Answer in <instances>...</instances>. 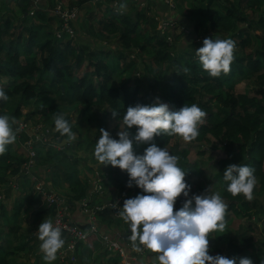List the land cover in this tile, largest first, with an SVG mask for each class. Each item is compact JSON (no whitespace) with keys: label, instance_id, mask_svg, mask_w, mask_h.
Returning <instances> with one entry per match:
<instances>
[{"label":"trees","instance_id":"obj_1","mask_svg":"<svg viewBox=\"0 0 264 264\" xmlns=\"http://www.w3.org/2000/svg\"><path fill=\"white\" fill-rule=\"evenodd\" d=\"M56 1L61 2L64 8L66 4L70 10H78L87 3L95 6V0ZM103 2L97 3L98 12L106 18L98 15V27L89 19L76 16L69 23L73 30L71 35L62 29L60 19L48 11L52 0H0V88L9 96L7 102H0V109L7 103L17 119L31 102L39 104L46 95L52 99L49 107L38 105L36 113L31 112L45 122L40 123L38 131L43 134L47 147L40 148V144H33L32 147L36 160L33 166L36 169H32L38 174V179L54 192L58 187H65V191L57 190V195L71 205L82 203L85 199L88 207H93L94 192L101 193L98 198L104 196L110 199L112 195L115 198L125 193L126 196L118 202L122 207L125 199L135 197L141 190L126 186L129 179L126 171L100 166L93 158L99 129L103 128L113 138H118L119 117L114 118L109 110H117L122 117L129 106L150 104L157 98L172 110L196 103L207 115L199 126L200 135L190 144L198 147L197 154L209 156L208 163L197 165L196 162H189V150L181 148L182 140L178 137L160 135L153 142L180 157V166L189 171L185 179L192 185L190 195L201 194L205 182L222 184V197L228 205L225 217L227 228L223 233L210 236H216L209 241L212 252L227 258L246 257L252 259L253 264H262L264 0H177L174 8L162 1L173 15L161 12V24L154 20L160 15L156 12L160 3L155 0H146L147 5L143 6L133 2V7L123 14L118 11L121 0ZM169 21H175L181 27L180 34L174 33L173 41H169L168 35L161 30ZM200 25L216 35L200 33ZM188 29L193 38L186 42L187 38L182 36L185 35L183 30ZM255 30H260V33H253ZM212 37L231 38L236 42L231 70L218 78L210 77L203 71L194 54L195 49L203 46L205 38ZM143 55L146 57L142 58ZM181 65L190 71L187 74L177 73ZM114 76L118 77V86L113 84ZM252 81L255 86L251 94L246 88ZM52 88L58 96H53ZM64 102L80 114L77 126L73 117L65 115L77 139L72 144L63 145L62 151H53L47 145L48 140L67 141L54 130L52 120L63 108ZM93 128L96 130L94 136L91 134ZM17 131L27 138L26 131ZM130 131L134 133L135 126ZM85 133L86 137L83 136ZM23 141L17 137L15 143L8 146V151L0 156V188L10 186L15 178L24 174L22 166L31 157L19 150L18 146ZM146 147L148 145L137 146V154H143ZM81 151L85 154L81 155ZM233 164H247L255 169L258 183L253 200L244 199L242 194L232 197L227 193L222 180L223 171ZM198 167L204 169L203 177L198 184H194L190 180L192 168ZM92 175L98 178L96 184L88 181ZM31 183V188L21 187V183L17 186L20 198L13 201L12 214H8L0 199V239L4 237V241L0 242V264H17L14 260L16 250H26L30 234L38 229L43 219L54 214V208L46 204ZM101 185L107 188L103 189ZM94 186L96 189L99 187L100 192L94 190ZM91 187L93 191L89 192ZM1 194L3 190H0ZM184 200L183 195L177 198L174 211L182 207ZM35 208L37 211L28 225L23 227L19 220L16 221L20 217L27 222L29 211H35ZM118 210L106 206L97 210L95 215L101 224L116 229L123 223ZM242 219H250L251 222L243 224ZM71 222L82 229H89L90 226ZM122 231L126 236L130 235L127 225ZM62 235L67 242L68 234L62 231ZM18 239L22 242L13 246ZM224 242L226 253H221L218 247ZM215 246L216 249H213ZM79 255L84 263L77 261ZM74 256L77 257L75 264H122L119 253L106 247L99 230L86 243L77 242ZM146 256L155 257L149 251H146ZM142 260L143 264H151L146 261L147 257Z\"/></svg>","mask_w":264,"mask_h":264},{"label":"clouds","instance_id":"obj_2","mask_svg":"<svg viewBox=\"0 0 264 264\" xmlns=\"http://www.w3.org/2000/svg\"><path fill=\"white\" fill-rule=\"evenodd\" d=\"M127 7L128 0H121L118 11L123 14ZM202 44L194 53L202 70L213 78L227 75L234 60L236 42L231 38L212 37L205 38ZM189 71L183 65L176 70L179 74ZM8 100L9 96L0 88V102ZM109 111L114 118L119 117L118 138L99 129L93 158L100 166L126 171L129 177L126 186L141 190L135 197L125 199L122 207L112 203V208L119 209V217L128 226L132 249L137 253L156 254L154 259L158 264H253L252 259L246 257L209 254V241L216 237L210 236L223 233L227 228L228 205L220 190L213 191V185L203 194L190 195L192 185L185 179L189 171L180 166V157L153 142L160 135L178 137L185 143L195 141L207 113L196 103L172 110L158 98L150 104L129 106L122 117L117 110ZM16 123L9 115H0V156L16 141ZM54 130L69 143L77 139L72 124L62 112L54 117ZM139 145H148L143 154L136 152ZM222 180L232 197L242 194L248 201L254 199L258 183L254 168L247 164L229 165L223 171ZM181 195L184 203L174 211ZM36 235L45 264H54L66 242L61 227L52 219H43Z\"/></svg>","mask_w":264,"mask_h":264},{"label":"rangeland","instance_id":"obj_3","mask_svg":"<svg viewBox=\"0 0 264 264\" xmlns=\"http://www.w3.org/2000/svg\"><path fill=\"white\" fill-rule=\"evenodd\" d=\"M52 1H53V4L50 7V9H48V11L51 12L50 14L54 13L55 9L57 10L56 7L58 5H61L63 7V4L61 2H59V1L57 2L56 0H52ZM176 1L177 0H175V3H176ZM70 2H77V0H68L67 1V3H70ZM97 3L102 4L104 2H103V0H95V6H94V4L90 5V3H87V4H85V6L79 7V9L77 10V16H80L84 20L89 19L91 22L94 23L95 27H98V24H99V23H97L98 21H97L96 18H98V15H99V17L102 16V14H99V12H98ZM64 6H65V8L67 10L68 9L67 5L65 4ZM100 7L103 8V6H100ZM132 7H133L132 0H128V7H127V9L125 11L130 10ZM262 8H264V4L262 5ZM68 10H70V9H68ZM92 17H93V19H92ZM102 17H104L103 19H105L106 15H103ZM154 20L157 21V22L159 21L158 24L162 23V20H160L159 16L155 17ZM167 23H169V24L166 27L162 28L161 30H162L163 34L166 33L168 35L167 39L169 41H173L175 39L174 38V33L175 34H180L181 27H179L178 24L175 23V21H169ZM243 27H245V26H243ZM198 30H199L200 33L205 32V33H209L211 35L215 34L214 31L213 32H209L208 29H206L205 27H203L201 25L199 26ZM183 31H184L185 35L182 36V38H184V37L187 38V40H186V42H187V41H189L191 39L192 35H191V33H189L190 32L189 29L188 30H183ZM253 33H260V30H255V31H253ZM112 39L114 40L115 36H113ZM197 41H199V40H197ZM104 43H106V42H104ZM178 45L181 46L182 45V41H181V43L179 42ZM145 57H146V55H143L142 58H145ZM147 60H148V58H147ZM254 83H255L254 81L250 82V85L247 86V88H246L247 92L251 91L250 93L252 94V91L254 90V86H255ZM113 84L116 85V86L119 85L117 76H114ZM52 91L54 92L53 96H55V95L58 96V94L55 92L54 88H52ZM51 103H52V99L49 96H47V95L41 100V103H39V104L31 102L30 105L27 108H23L22 115L19 118H17V119L15 117H13V109L11 107H9V105H7V103H5L4 106L0 109V114H2V115L3 114H7V115H9L10 118H14L16 120L17 123H16V125H14L15 129L17 128V124L20 123L19 130H22V128H23L22 124H25L27 122L28 125L24 129V131L27 132V133L25 132V136L27 138L24 137L23 133H18V131H16V135H17V137H19V139L21 141L24 139V141L18 146L19 150L22 151V153H24L25 156L31 154V157H32L31 161L32 162L34 161V158H33L34 157L33 156L34 152H32V151H34L33 148H32L33 144H40L39 145L40 148L44 146L43 149H45L47 146H45L46 143L44 141H46V140L43 138V134L40 131H38L39 126H41L40 123H45V122L43 121V118H39L38 115L35 116L34 114H31V112L34 111L36 113L35 109H36V107L38 105H43V106L49 107V105ZM65 104L66 103L64 102V104L62 105L63 108L60 109L58 112H62L65 115L73 117V120H74L73 123L77 126L78 125L77 117H79L80 114L77 113V111H73L74 107H70V106H67ZM52 120H54V117L52 118ZM112 127H113V125H111L109 128L111 129ZM94 129L95 128H93V131L91 133L92 136H94L95 135L94 132H96V130H94ZM83 136L86 137V133ZM90 139H92V138H90ZM48 143H50V144H48ZM72 143H74V141L71 142V143L66 141L64 143V142H59V141H57L55 139V141L54 140H48L47 145H50V147H52L53 151H62L63 145H68V144H72ZM180 146H181V148H188V150H189L188 161L189 162H191V163L196 162L197 165H199L200 162H202V164H203V162L205 164L209 162V159H210L209 156L208 155L203 156V155L197 154L198 147L193 146V144L185 143V142L182 141V142H180ZM80 153H81V155L85 154L82 151ZM35 162H36V160L33 162V165L31 163H29L27 165L23 164L22 170H24V174L21 175L18 179L15 178V182L10 184V186L8 185L7 187H1L0 188V190H3V194L0 195V199H2L1 201L4 204L5 210H8V214L9 215L12 214L13 201L15 200V198H20V196H19L20 193H19V189L17 190V186L21 183V187L25 185L26 187L29 186V188H31L30 187L32 185L31 182H33V186H35V184H37L38 182H42L41 180L38 179V174L35 173V171L32 169V168L36 169V167H33L35 165ZM79 166L81 167L82 165L79 164ZM94 167L96 168L97 165H95ZM203 170L204 169L202 167L201 168L198 167V168H194V169L192 168L193 174H192V176L190 178L192 183H194V184H198L199 183L200 178L203 177V174H202ZM26 179H29V181L28 182L24 181ZM97 179L98 178L96 176L92 175L90 178H88V181L89 182H93V183L96 184L97 183ZM201 180H204V179H201ZM212 185H213V191L220 190L221 195H222L223 188H222V184L219 183V182L216 183V184H210V182H205L204 191L200 192V193L203 194L205 192V190L208 189L209 187H211ZM101 186H102L103 189L107 188L106 185H101ZM97 189L94 186V190L100 192L99 187ZM57 190L65 191V187L61 186V187H58V189H55L56 193L59 194V192H57ZM100 195H101V193H96V192L93 193V196L96 197V199ZM125 196H126L125 193L116 195L115 198H114V195H112L111 199L108 198V197L102 196V197L98 198L99 203H97L96 200H92V203H93L92 206L97 208V207H106V206L111 205V207H112V203H118L119 201H122L123 197H125ZM93 207H89V208L94 209ZM39 208L41 209L42 207H39ZM108 209L111 210L110 208H108ZM36 211H37V208H35V211H33V210L29 211V214H28L29 217L27 218L29 220H27V222H24L23 220H21L20 217L16 221L19 220L22 223L23 227H24L25 224L28 225L29 221H31L33 219V216H34ZM20 216L23 218L22 214ZM48 219H52V216H51V218L48 217ZM10 220H12V219H10ZM249 222H251L250 219H242V223L243 224H248ZM123 223L118 225V228H120L121 230L126 229V224L125 223L123 224ZM260 223H262V222H260ZM35 233H36V230L33 231L30 234V236H31V237H29V239H30L29 243L30 244H29V247L26 250H16V255H15L14 260L16 261L17 264H43V263L45 264V261L43 260V253L40 251V248H39L40 241L38 240L37 235H34ZM3 241H4V237H2L0 239V242H3ZM21 242L22 241L20 239L15 240L14 243H13V246L19 245ZM218 248H219L218 250H220L221 253H226L225 242L221 243ZM213 249H216V246L213 247ZM250 251L253 253V250H250ZM61 252H62V255H61ZM73 254L74 253H72V251L69 248H66V246L63 247V249L58 252L57 260L54 262V264H70V263L72 264V263H75L77 257H75ZM209 254L210 255H216V252H212V250H210ZM142 255H145V257L148 258V263L158 264V262L154 259V256H153V258L151 256H146V253H144ZM154 255H156V254H154ZM72 256L75 257L74 261L71 260ZM127 259H128V255L125 252V256L124 257H122V256L120 257V262L122 264H125ZM82 260L83 259L79 255V257L77 258V261H80L81 263H84Z\"/></svg>","mask_w":264,"mask_h":264},{"label":"built area","instance_id":"obj_4","mask_svg":"<svg viewBox=\"0 0 264 264\" xmlns=\"http://www.w3.org/2000/svg\"><path fill=\"white\" fill-rule=\"evenodd\" d=\"M164 1L168 6L171 8H174L176 3L175 0H162ZM57 10L55 9L54 14L60 19L62 23V29L66 30L69 32L71 35L73 34V30L70 27L69 23L73 21L76 16H77V10L76 9H71V10H66V8L62 7L61 5H58ZM60 36V35H58ZM24 123V122H23ZM28 124H22L24 130ZM20 123L17 124V129L19 130ZM19 130V131H22ZM44 138V136H43ZM45 139V138H44ZM33 152V151H32ZM31 157V154L29 155ZM35 156V154H33ZM32 158V157H31ZM34 158V157H33ZM34 162V161H33ZM33 162L30 161L27 163H31L33 165ZM25 164V165H27ZM34 188L37 190L39 194L42 195L44 201L49 207L54 208V214L52 216V220L54 223L58 224V226L61 227L62 231H65L69 239L65 243L66 248H69L72 253H75L76 251V244L79 241H82L83 243H86L87 241L90 240V237L93 235L95 236L97 234V227L94 224V220L96 219L95 212L97 210L102 209L103 207H97L96 209H92L88 207L87 201L84 199L82 203H80V206L84 208L85 211H87L89 215V221L88 224H90L89 229H82L80 227H77L71 222V219L69 217L68 210L70 208V205L68 202L61 196L57 195L56 192H54L52 189H48L43 182H38L35 184ZM111 206V205H109ZM38 230H36L37 232ZM36 235V233L34 234ZM102 241L106 245V247L110 251L118 252L120 256L124 257L125 256V250L124 248L116 241H111L107 236L102 237ZM143 254L146 253V251L142 252ZM62 255V252H61ZM74 255V254H73ZM71 260H75V257L72 256ZM76 262V261H75ZM75 264V263H72ZM127 264V263H125Z\"/></svg>","mask_w":264,"mask_h":264},{"label":"crops","instance_id":"obj_5","mask_svg":"<svg viewBox=\"0 0 264 264\" xmlns=\"http://www.w3.org/2000/svg\"><path fill=\"white\" fill-rule=\"evenodd\" d=\"M157 2H159L160 4L158 5V7L160 9H157L160 15H158L159 17H161L162 14L164 13H168L169 15H173V13L171 12V10H169V8H167L163 3H161V0H155ZM161 1V2H160ZM140 3L141 6L143 5H147L146 0H132V3ZM162 12V14H161ZM170 19H172V16H169ZM93 191V187H91V189L89 190V192ZM92 200H96V197H93ZM68 202V201H67ZM68 204L71 206L68 210L69 213V217L70 219L75 222L76 224H80V225H86L88 224L89 221V215L87 213V211L84 210V208H82L80 206V203H76V205H71L69 202ZM98 218L95 219V224L96 227L99 230V233L101 234V236H107L111 241H116L118 242L125 250L126 254L128 255V259L125 263L127 264H143L142 259H144L145 255H139L140 253L135 252L132 249V244L129 241L128 237L126 236L125 233H123V231L120 228H116V229H111L108 228L107 225L105 224H101L98 220ZM148 262V260H146ZM147 264V263H146Z\"/></svg>","mask_w":264,"mask_h":264}]
</instances>
